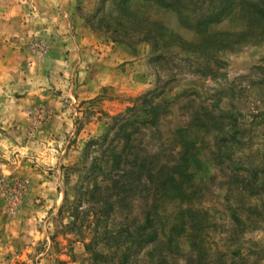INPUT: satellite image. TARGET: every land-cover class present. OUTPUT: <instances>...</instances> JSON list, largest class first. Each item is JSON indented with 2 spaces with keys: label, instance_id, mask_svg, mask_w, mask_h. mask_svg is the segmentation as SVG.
<instances>
[{
  "label": "rangeland",
  "instance_id": "374dc122",
  "mask_svg": "<svg viewBox=\"0 0 264 264\" xmlns=\"http://www.w3.org/2000/svg\"><path fill=\"white\" fill-rule=\"evenodd\" d=\"M78 11L129 72L93 100L70 97L75 130L56 147L0 152L6 167L45 173L36 189L57 200L0 264H264V0H79ZM29 117L27 141L50 114ZM29 188L0 178V229ZM148 214L160 237L146 243L148 225L134 243Z\"/></svg>",
  "mask_w": 264,
  "mask_h": 264
},
{
  "label": "crops",
  "instance_id": "0c3cea01",
  "mask_svg": "<svg viewBox=\"0 0 264 264\" xmlns=\"http://www.w3.org/2000/svg\"><path fill=\"white\" fill-rule=\"evenodd\" d=\"M78 7L79 0H0V132L7 134L0 133V152L19 143L25 153L56 147L75 130L70 97L78 103L93 100L101 89L115 86L112 78L127 76L124 64L129 60L89 29ZM42 44L48 47L46 55L39 50ZM134 60L137 69L143 67V60ZM37 108L45 109L50 119L27 141L29 113ZM0 164V178L13 173L30 179L16 217L2 218L1 262L21 253L33 235L32 223L57 200L46 183L36 189L45 173L32 169L29 161L12 169ZM26 222L28 227L19 229L18 223L21 228Z\"/></svg>",
  "mask_w": 264,
  "mask_h": 264
},
{
  "label": "trees",
  "instance_id": "16d2710c",
  "mask_svg": "<svg viewBox=\"0 0 264 264\" xmlns=\"http://www.w3.org/2000/svg\"><path fill=\"white\" fill-rule=\"evenodd\" d=\"M246 11H247V13L250 16V11H251L250 8H246ZM252 13L258 15L260 13V10L258 8H254L253 7L252 8ZM146 114L149 117V120H148L149 121V124L151 126H156L157 123H158V115H159L158 111L156 112L155 111V108L153 106H151L149 109L146 110ZM153 222H154V220L148 214V218H147V220L145 222V225H143L140 228V231L136 234L137 236H135L137 238L132 237L133 238V241H135L134 243H136L137 239H139L140 237H143L144 236L145 230L147 229V226L148 225H151L155 229H153V231L149 235L145 236L143 238V240H145L146 243H150V242L154 243V242H156L159 239V237H160L159 236V231H158V229L156 227L153 226ZM118 238H120V236H118ZM116 245L118 246V248L120 247V244L119 243H117Z\"/></svg>",
  "mask_w": 264,
  "mask_h": 264
},
{
  "label": "built area",
  "instance_id": "2783aa9c",
  "mask_svg": "<svg viewBox=\"0 0 264 264\" xmlns=\"http://www.w3.org/2000/svg\"><path fill=\"white\" fill-rule=\"evenodd\" d=\"M18 186H19V191H21V190H23L24 189V187H25V183L24 182H20V183H18Z\"/></svg>",
  "mask_w": 264,
  "mask_h": 264
}]
</instances>
